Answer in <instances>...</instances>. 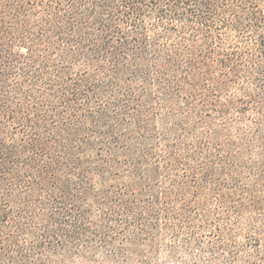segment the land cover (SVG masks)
<instances>
[{
    "label": "trees",
    "instance_id": "1",
    "mask_svg": "<svg viewBox=\"0 0 264 264\" xmlns=\"http://www.w3.org/2000/svg\"><path fill=\"white\" fill-rule=\"evenodd\" d=\"M0 264H264V0H0Z\"/></svg>",
    "mask_w": 264,
    "mask_h": 264
}]
</instances>
